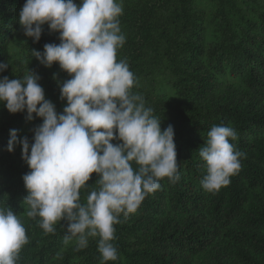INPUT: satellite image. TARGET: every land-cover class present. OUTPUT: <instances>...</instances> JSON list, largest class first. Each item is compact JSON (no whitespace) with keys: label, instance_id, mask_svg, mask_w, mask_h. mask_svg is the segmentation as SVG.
<instances>
[{"label":"trees","instance_id":"obj_1","mask_svg":"<svg viewBox=\"0 0 264 264\" xmlns=\"http://www.w3.org/2000/svg\"><path fill=\"white\" fill-rule=\"evenodd\" d=\"M25 2L0 0V63L9 64L0 78L35 72L45 98L62 113L58 84L70 77L56 63L44 67L31 51L58 44L59 33L45 24L38 42L26 37L18 22ZM122 7L126 39L117 62L128 64L132 92L161 119V129L173 126L180 179L161 180L135 213L120 216L112 241L118 259L107 264H264V0H122ZM40 123L0 104V208L16 213L28 237L16 264H100L96 239L77 251L74 241L64 244L63 221L45 234L40 218L27 216L22 177L29 169L19 145L5 149L10 130L31 144ZM214 125L236 130L232 143L246 158L227 186L208 193L199 148ZM96 179L93 173L80 190L81 203L98 187Z\"/></svg>","mask_w":264,"mask_h":264},{"label":"clouds","instance_id":"obj_2","mask_svg":"<svg viewBox=\"0 0 264 264\" xmlns=\"http://www.w3.org/2000/svg\"><path fill=\"white\" fill-rule=\"evenodd\" d=\"M122 13V0H26L22 6L18 22L33 43L45 24L59 33L58 44L31 51L44 67L56 63L70 77L58 84L60 99L66 101L62 113L45 98L35 72L28 70L21 79L0 78V104L11 114L26 112L29 121L42 120L32 130L31 144L13 129L5 149L11 153L19 145L29 169L22 177L27 216L39 217L45 234H54L63 221L64 244L74 241L77 251L88 246L89 238L96 239L100 264L118 259L112 241L120 216L135 213L161 188V180L175 184L180 179L173 126L161 129V119L132 92L136 79L128 64L117 62L126 39ZM8 66L0 63V72ZM237 139L230 126L214 125L207 132L199 148L205 192H218L240 171L246 154L232 143ZM93 173L98 187L81 203L80 190L89 187ZM27 242L16 213L0 208V264H16Z\"/></svg>","mask_w":264,"mask_h":264}]
</instances>
